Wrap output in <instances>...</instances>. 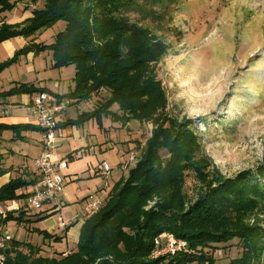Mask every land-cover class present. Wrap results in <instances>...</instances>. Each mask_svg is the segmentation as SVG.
<instances>
[{
  "label": "trees",
  "instance_id": "trees-1",
  "mask_svg": "<svg viewBox=\"0 0 264 264\" xmlns=\"http://www.w3.org/2000/svg\"><path fill=\"white\" fill-rule=\"evenodd\" d=\"M42 2L31 17L19 23L0 20V43L17 36H35L59 21L65 23L63 28L50 43L32 38L0 63V72L21 55L49 51L53 68L75 69L71 91L56 96L59 100L76 103L95 97L100 101L96 95L107 92L94 109L67 119L63 127L81 126L88 120L100 125L102 117H109L122 125L131 120L148 123L151 130L139 147L134 167L113 184L99 208L85 218L74 250L47 256L40 246L13 237L4 249L3 264H215L210 250L234 240L241 253L226 264L264 262V163L254 170L222 176L210 169L193 121H179L167 113L168 99L157 78L156 63L168 45L127 15L134 10L144 12V4L140 0ZM17 3L0 0V14L12 11ZM39 92L47 90L19 83L0 91V98ZM4 130L22 139L21 132L41 129L34 124L0 123V134ZM9 170L0 168V176ZM188 172L193 173L199 187L195 199L186 205L183 187ZM33 182L21 176L10 178L0 186V202L23 199L26 193L18 191ZM154 197V205L146 210L145 205ZM25 214L24 210L9 213L5 222H26ZM37 232L43 239H60ZM164 232L184 240L187 250L152 257L154 242Z\"/></svg>",
  "mask_w": 264,
  "mask_h": 264
},
{
  "label": "rangeland",
  "instance_id": "rangeland-1",
  "mask_svg": "<svg viewBox=\"0 0 264 264\" xmlns=\"http://www.w3.org/2000/svg\"><path fill=\"white\" fill-rule=\"evenodd\" d=\"M10 1L18 3L11 12L3 14L7 19L19 16L23 10L33 11L43 5L42 0ZM140 2L146 10L127 13L129 19L148 27L168 45L166 54L156 63L157 78L168 99L167 113L179 121L184 118L193 121L192 127L202 151L211 162L210 169L224 177H231L240 170H254L264 163V0ZM0 20L4 21V18ZM64 24L59 21L36 36L49 41L52 34L61 30ZM96 96L100 101L105 100L107 92L102 90ZM91 102L81 103L77 109L69 107L67 115L88 111ZM136 121L131 120V126L136 125ZM81 127L99 139V146L104 147L107 143V148L99 151L96 147L95 151L91 149L87 152L78 150L72 159L63 156L68 168L62 171L65 191L63 189L60 196L67 193L69 199H63L68 203L66 205L60 201L58 208L63 207L48 218L54 223L61 221L62 216L68 219L81 200L76 198L96 188L102 191L105 181L102 176L93 173L97 166L106 163L111 170L117 171L109 177L110 184H113L121 174L117 168L119 162L128 160L133 153L131 166L125 172L122 171L126 177L136 164L139 147L144 144L151 130L148 123L136 127L138 139L132 148L134 150L128 152L123 146V143L127 147L131 143L123 142L130 138L126 130L110 129L106 132L99 129L96 120H88ZM3 144L15 153L28 151L33 156L38 152L33 139H4ZM164 153L161 152L162 155ZM88 166L90 175L86 171ZM198 187L193 173L188 172L183 187L188 200L186 205L195 199ZM155 201L154 197L144 208L149 209ZM33 213L26 212L25 218H35ZM47 223H40L39 229H47ZM25 224L30 228L25 227ZM31 226L33 221L17 223L11 220L7 223L8 231L18 240L40 244L43 237L37 232L38 227L32 229ZM72 241L68 239L69 245H72ZM54 243L51 240L50 248L60 250L61 247L54 246ZM209 253L215 257V264H226L231 258L240 255L241 248L234 240Z\"/></svg>",
  "mask_w": 264,
  "mask_h": 264
},
{
  "label": "crops",
  "instance_id": "crops-1",
  "mask_svg": "<svg viewBox=\"0 0 264 264\" xmlns=\"http://www.w3.org/2000/svg\"><path fill=\"white\" fill-rule=\"evenodd\" d=\"M11 12V11H10ZM6 13V12H4ZM1 13L0 15H3ZM32 16V10L26 9L19 16L11 17V19H7L5 15L0 16V19L4 17V21L10 24L19 23L26 18ZM39 34V33H38ZM53 33L52 35H54ZM34 39L35 42H42V43H50L52 41L53 36L48 39H42L41 36H32V37H22L17 36L14 38H10L4 40L0 43V63L13 57L14 53L22 48L23 46L27 45V43ZM53 61L51 52L45 51L39 54H34L29 52L26 55H21L18 57L17 61L12 65L8 66L4 70L0 72V91H4L12 87L14 84L19 83H29L33 84L36 88H44L47 90V93H50L54 96H61L69 91H71L73 87V77L75 73V69L73 66H67L62 68H53L52 67ZM32 96L28 94H21V95H14L9 96L6 98H0V123L3 124H17V123H25V124H33L30 112L28 110V104L31 101ZM92 102L88 105L89 110L91 111L96 107L98 101L95 100L93 97ZM88 100V101H91ZM70 104L62 111V113L57 115V128H56V135H55V142H54V151L60 157L64 158L63 156L67 155L66 157L72 159L76 155V151L82 150V152H87L93 149L101 151L104 148H107V143L104 147L99 146V139L90 134L89 130H85V128H79V126H65L63 127V123L67 119H75L79 112L67 115V110L69 107L76 108L81 103H87V101L82 102H74L69 101ZM115 108V107H113ZM77 109V108H76ZM76 111V110H75ZM84 112V111H83ZM135 122V121H133ZM136 125L131 126V121L122 125L120 122H113L109 117H102L101 124H98L99 129H104V131L108 132L110 129H120L126 130L128 136L123 142H131L129 143L128 147L127 144L123 143L126 151L134 150L132 149L135 140L138 139L137 129L136 127H140L141 123L136 121ZM116 124V125H114ZM84 129V130H83ZM132 135V138L131 136ZM20 137L23 141H28V139H33V143L37 148V154L30 156L28 151L24 153L15 151L12 148H8L3 144L4 139H8L9 141L17 140L14 138V134L10 130H4L0 134V154L2 155V160L0 161V168L10 170L8 173L0 176V186L5 184L10 178L21 176L22 178L26 179H35L36 169L33 164L34 158L39 155V153L43 150V134L41 130H32V131H23L20 133ZM22 151V150H20ZM122 161V160H121ZM120 161V162H121ZM119 162V164H120ZM119 164L117 168L119 169ZM68 168V166H67ZM66 168V169H67ZM120 170V169H119ZM118 170V171H119ZM88 174L90 175V167L88 166L87 170ZM86 172V173H87ZM117 171L110 170L109 176H104L101 171V165L97 166L94 170V174L102 176V179L105 181L102 191L99 188H96L93 191H90L84 194L81 199L75 206V211L68 216V219H64L62 216L61 221H49L48 218L50 216L59 211L62 207L58 208V205L52 207L53 204H45L43 208L39 211H34L35 218H26V222L33 221L32 229L38 227L40 223L44 221H48L47 229L45 228H36L38 230H45L50 235H57L60 237L57 241L53 239H43L41 238L40 244H33L38 245L42 249V253L47 256H55L57 253L67 254L75 249L76 242L78 240L79 232L81 226L85 220V209L87 206V199L89 196H92V199H105L113 186V184L118 181L121 177H125V174L121 171L118 179L110 184V176ZM31 186V185H30ZM30 186L23 188L18 191L27 193L30 189ZM65 191V189H64ZM64 193V192H63ZM60 201H62L65 205L68 204L63 199H69L68 194L61 195L59 197ZM63 204V205H64ZM25 221V220H24ZM64 223V227H60L59 223ZM25 223V222H23ZM28 225L25 224V227ZM30 226H28V229ZM14 237V236H13ZM15 238V237H14ZM68 239L73 240L72 245H69ZM54 241L53 245L60 246V250L55 248H50L52 245L50 242ZM47 242V245L45 243ZM31 243V242H30ZM65 243V247L63 246ZM32 244V243H31Z\"/></svg>",
  "mask_w": 264,
  "mask_h": 264
},
{
  "label": "built area",
  "instance_id": "built-area-1",
  "mask_svg": "<svg viewBox=\"0 0 264 264\" xmlns=\"http://www.w3.org/2000/svg\"><path fill=\"white\" fill-rule=\"evenodd\" d=\"M68 100H59L56 96L39 92L32 95L28 104L32 122L41 129L43 134V150L37 155L33 164L36 169L34 182L27 191L26 196L20 200H10L0 202V264L4 262V249L8 242L13 238L7 229L6 217L9 213H16L19 210L39 211L45 204H53L55 207L60 202V194L65 185L62 171L68 166L67 160L60 158L54 152V142L57 128V115L62 113L68 106ZM134 154L131 153L128 160L119 164L121 171H126L133 161ZM111 168L103 163L101 171L107 177ZM85 217L94 213L102 203V199H92L88 197ZM64 227V223H59ZM155 247L152 257H158L164 254H175L176 252L186 251L187 244L184 240L176 238L172 233L164 232L157 237L154 242Z\"/></svg>",
  "mask_w": 264,
  "mask_h": 264
}]
</instances>
